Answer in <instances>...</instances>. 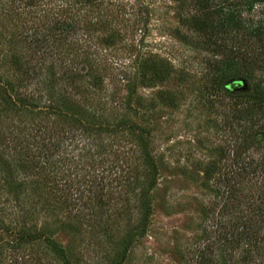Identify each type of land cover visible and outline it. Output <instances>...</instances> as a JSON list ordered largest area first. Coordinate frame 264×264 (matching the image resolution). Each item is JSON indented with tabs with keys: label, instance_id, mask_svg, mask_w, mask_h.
<instances>
[{
	"label": "rangeland",
	"instance_id": "obj_1",
	"mask_svg": "<svg viewBox=\"0 0 264 264\" xmlns=\"http://www.w3.org/2000/svg\"><path fill=\"white\" fill-rule=\"evenodd\" d=\"M247 1L0 0V89L12 102L0 101V136L62 145L41 174L20 170L18 199L0 173V264H264V133L244 150L248 81L216 78L223 59L261 64L264 48L209 32L229 8L263 18L264 2L247 12ZM62 21L73 29L59 32ZM32 93L41 100L23 107ZM154 180L142 236L138 194ZM21 229L34 236L18 246Z\"/></svg>",
	"mask_w": 264,
	"mask_h": 264
},
{
	"label": "trees",
	"instance_id": "obj_2",
	"mask_svg": "<svg viewBox=\"0 0 264 264\" xmlns=\"http://www.w3.org/2000/svg\"><path fill=\"white\" fill-rule=\"evenodd\" d=\"M264 0H249L245 3V11L250 12L252 11L256 4L263 3ZM243 11L237 10V9H227L220 11L217 18V24L212 27L208 28L210 30V34L214 36H220L224 34H230V33H240L244 37L251 39L256 44L262 45V48H264V16L256 23H250L246 18H243ZM264 14V13H263ZM59 32L65 33L66 31H70L73 29V26L66 22H58V26L56 28ZM207 29L205 31H208ZM264 60V59H263ZM259 60H254L253 63L248 62H241L236 59H233L231 57L223 59L219 65L216 68V78L222 83L226 84L227 81H231L233 79L237 78H243L246 81H248L249 89L246 92L242 93V100L246 104V108L243 111L239 112L240 120L244 123V150L248 151L249 146L252 143L259 142L255 137L254 142L247 141L248 136L251 134H254V132L257 130L258 132L264 133V123L260 127L259 122L264 118V80L257 79V77L254 75L256 72H260L264 69L263 63L260 64ZM47 65V62L45 66ZM47 70H53L50 65H47ZM19 71L23 70L22 64H20V67H18ZM28 75V74H27ZM254 76V77H253ZM48 83L50 86H54L52 79H48ZM231 87V85L229 86ZM227 92H232V88H226ZM225 89V90H226ZM27 102V105L24 104L23 107H31L32 104L37 103L41 100L40 96H35V94H30L29 96L25 97ZM0 101H2L5 104L12 103L11 102V94L8 93L6 90L0 89ZM61 107L65 108L63 111H59V113H63L64 117H67L70 115V112L68 110L69 106L67 103L62 102ZM51 110H53L51 108ZM67 111V112H66ZM55 112H58L55 110ZM69 112V113H68ZM70 116H75L72 114ZM76 121H74L75 123ZM262 130V131H259ZM44 130H36V135L40 134V138H44L43 133ZM90 133H97L100 132L99 128H89L85 129V134L87 132ZM41 132V133H40ZM256 132V134H258ZM255 134V135H256ZM11 136L14 135L13 133L10 134ZM38 135V136H40ZM6 135L0 136V173L3 175L5 180L7 181L8 185L12 189V194L18 199L20 196H18V193L20 194L23 188H26V183L24 179L21 178L20 170L22 169H31L38 171V174H41L44 169L51 164V161H54V153L61 150L62 145L58 142H51V137L44 138L42 140L37 141L36 137L34 136V140H27V141H16L14 138H6L4 137ZM85 135H83L84 137ZM13 139V141L10 142V140ZM16 143L13 145V143ZM18 144V145H17ZM87 144H90L88 142ZM90 151L93 149V145H90ZM236 156H240L239 154H236ZM262 168H264V158L261 160ZM24 169V170H25ZM258 170V167H256L254 170H248L244 169L243 174H254ZM129 174V172L127 173ZM207 175L209 173L207 172ZM127 177V176H126ZM129 184L133 183V180L128 177L126 179ZM148 187H145L144 189L140 190L138 196H139V202L140 207L142 209V216L140 220L141 228H142V236L146 234V230H148L150 219L152 215L154 214V202H153V195L152 192L154 191L157 180L151 181V183H148ZM99 206V204H98ZM259 210L261 212L262 216V222H264V203L262 202L259 205ZM247 226L244 228V231L242 233V240L244 245L247 246L245 252L246 257L245 260L249 258L250 254H252V238H254V234L251 232L252 226L250 221H246ZM34 234L31 231H27L26 229H21L19 233L15 234V243L16 245L20 246V244H27L31 242V239H33ZM260 240L261 242L264 241V234L262 237L256 236V241L258 242ZM259 241V242H260ZM256 242V243H257ZM231 245L235 243V240L232 238L230 241ZM52 245V250L56 253H59L63 256V260H68L67 257L64 254V250L57 245ZM111 264H115V262H112Z\"/></svg>",
	"mask_w": 264,
	"mask_h": 264
},
{
	"label": "water",
	"instance_id": "obj_3",
	"mask_svg": "<svg viewBox=\"0 0 264 264\" xmlns=\"http://www.w3.org/2000/svg\"><path fill=\"white\" fill-rule=\"evenodd\" d=\"M231 86H232V84H231ZM239 86H242L243 87V85L241 83L239 84Z\"/></svg>",
	"mask_w": 264,
	"mask_h": 264
}]
</instances>
